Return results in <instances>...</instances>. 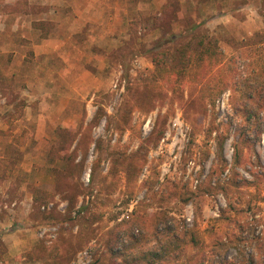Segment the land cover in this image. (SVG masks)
<instances>
[{"label": "rangeland", "instance_id": "rangeland-1", "mask_svg": "<svg viewBox=\"0 0 264 264\" xmlns=\"http://www.w3.org/2000/svg\"><path fill=\"white\" fill-rule=\"evenodd\" d=\"M263 31L264 0H0V264H46L29 255L39 245L61 250L48 264H90L107 250L100 237L73 254L87 225L48 216L67 211L54 190L53 168L65 166L62 140L76 164L83 160L75 178L86 195L76 208L93 197L90 173L101 141L91 210L103 215L93 225L99 232L143 200L146 218L164 210L178 223L197 222L209 264H264ZM194 32L219 38L216 56L203 55L189 69L183 91L172 93L179 82L148 83L152 50ZM146 85L156 97L137 105ZM163 127L153 146L148 138ZM108 148L145 154L136 180L110 174ZM240 179L254 185L248 193L220 190ZM209 184L211 193L204 191ZM38 191L46 203L34 200ZM166 191L192 200L160 208ZM228 200L236 209H227ZM112 214L118 219L109 222ZM142 232L135 226L132 235ZM130 233L120 234L119 246ZM194 258L189 252L181 261Z\"/></svg>", "mask_w": 264, "mask_h": 264}, {"label": "trees", "instance_id": "trees-1", "mask_svg": "<svg viewBox=\"0 0 264 264\" xmlns=\"http://www.w3.org/2000/svg\"><path fill=\"white\" fill-rule=\"evenodd\" d=\"M191 31H193V29ZM260 36L261 38L264 37V31ZM218 41V37H210L207 36V34H197L194 32L186 41L179 42L172 48H156V50H152L151 62L153 69L151 70L149 77L151 82L148 83H155L161 80L171 81L173 83L179 82V86L174 87L172 93L175 92V90L183 91V83L180 84V81L187 75L192 66L198 65L203 55H207L208 58L212 59L216 56ZM145 89L147 90L142 92L143 96L137 99V105H141L146 101H151L156 97L153 95V87L146 85ZM256 89L257 87L254 85L250 93V98L253 96L252 93L255 92ZM127 110L128 107L126 106L124 114L120 116L122 120L127 117L125 116ZM103 112V109L99 108L94 116V121L97 122L102 117ZM163 133L164 127L161 129L160 133L153 137H151V135L147 141H153V146H155ZM73 137H71V141L75 138ZM65 143L66 141L62 140V147L59 149L60 153L66 152L59 154V157L65 161V166L62 169L53 168V173L55 175V193H59L61 197L66 200L67 211L64 215L51 212L48 216L53 215L52 217L57 221H64V219H66L69 221H75L76 223L82 222L87 225L88 232L81 238L80 244L75 247L73 254L90 241L95 239L98 240L102 237L105 239L107 250L96 253L90 264H169L173 261L178 264H209L207 262L208 260L205 249L207 244L203 238L202 231L198 228L197 222L194 221L191 226L186 225L183 220H181V223H178L177 218L168 214V212L164 210L149 211L147 213L148 218H146L143 214V207L145 205V201L143 200L138 201L127 218L121 219L103 233L98 231L102 229V226H96V228H94L93 225L96 223L100 224L103 217L102 214V216L99 215L98 217V214L91 212V210L96 207L98 198V192L93 194V191L95 189V170L101 159V141L97 142L96 149L100 151V154L94 159L92 172L90 173L91 183L89 193H91L93 197L88 200L87 203H83L79 208H76L78 198L79 196L86 195V190H83L80 185L81 183L75 178V174L80 171L82 167L81 162H83V160L79 164H76L74 161L75 153L66 151ZM107 153L111 162L110 174L116 177L120 170L124 173L126 182L131 183L137 179L145 164V154L140 155L138 152L126 154L113 148H108ZM235 162L238 163V158H236ZM174 185L177 186V184ZM252 185V183L240 179L229 182L226 186H222L220 190L224 193H228L229 189H232V192L235 190L237 192L241 191V193L242 191L248 193V188ZM173 187L175 188V186ZM208 187L209 188H205L204 191L211 193L212 188L210 184ZM35 193L34 200L42 201L41 203L47 202L46 194H41L39 191ZM254 193H257V190H255ZM173 199H177L182 204H186L192 200L188 194L182 192H167L159 197V207L163 208L164 203L167 204ZM254 203L255 202H253L252 199L247 200L245 203L246 210H252L255 206ZM126 205L127 202L124 204V208L127 207ZM227 205L228 210L236 209L235 205L229 200ZM73 211H76L74 215H72ZM223 212H227V210H224ZM117 219V214H112L107 218L109 222ZM146 219L151 221L147 223ZM135 226H138L143 231L139 237H134V235H132V230ZM124 232H131L128 235L129 242L119 246L118 242L120 234ZM208 232L212 233L209 230ZM60 251L61 250L57 248L50 250L44 245H39L34 247L29 252V255L32 256L34 253H37L39 257L44 259L45 263L48 264L50 261H54V258L60 253ZM189 252H196V258L188 259L184 262L181 261V259ZM219 264L237 263L228 260L221 261ZM249 264H255L254 260H251Z\"/></svg>", "mask_w": 264, "mask_h": 264}]
</instances>
